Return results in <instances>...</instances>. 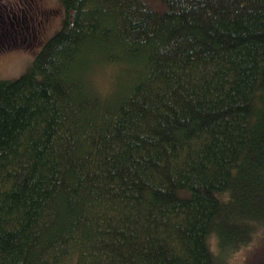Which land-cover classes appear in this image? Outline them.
<instances>
[{"label": "trees", "instance_id": "trees-1", "mask_svg": "<svg viewBox=\"0 0 264 264\" xmlns=\"http://www.w3.org/2000/svg\"><path fill=\"white\" fill-rule=\"evenodd\" d=\"M59 1L0 78V264H226L264 233V0Z\"/></svg>", "mask_w": 264, "mask_h": 264}, {"label": "rangeland", "instance_id": "rangeland-1", "mask_svg": "<svg viewBox=\"0 0 264 264\" xmlns=\"http://www.w3.org/2000/svg\"><path fill=\"white\" fill-rule=\"evenodd\" d=\"M63 17L59 0H0V78L12 80L25 73L45 41L61 28ZM108 76L107 68L95 71L97 89L106 88ZM207 243L211 252L222 254L214 234ZM225 256L226 264H261L264 233L259 232L246 247Z\"/></svg>", "mask_w": 264, "mask_h": 264}]
</instances>
